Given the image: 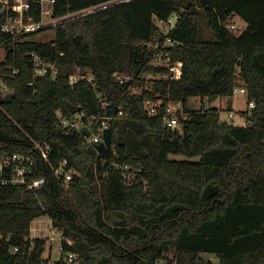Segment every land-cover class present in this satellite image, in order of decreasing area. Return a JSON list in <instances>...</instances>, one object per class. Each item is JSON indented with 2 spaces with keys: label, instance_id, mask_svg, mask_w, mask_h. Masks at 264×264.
<instances>
[{
  "label": "trees",
  "instance_id": "1",
  "mask_svg": "<svg viewBox=\"0 0 264 264\" xmlns=\"http://www.w3.org/2000/svg\"><path fill=\"white\" fill-rule=\"evenodd\" d=\"M111 1L57 0L55 8L62 15ZM175 12L168 35L180 78L151 64L153 44L164 39L158 22ZM236 16L247 26L232 29ZM8 46L0 152L41 140L53 150L33 174L46 177L42 188L0 184V264H48L47 238L32 236V221L43 215L73 241L64 239V250L78 251L81 264H156L167 253L176 264H212L209 255L220 264H264V0H126L69 21L51 41ZM33 51L56 64V79L34 78ZM76 67L93 78L72 84ZM117 71L137 77L139 92ZM153 73L168 74L141 76ZM239 86L255 102L242 112L246 124L222 119L211 105ZM193 96L199 109L189 107ZM149 97L162 102L157 114L148 112ZM170 101L184 108L175 128L164 119ZM119 108L129 115L118 117ZM80 112L113 116L109 149L98 153L77 129L59 125ZM64 158L77 171L68 185L55 173ZM116 163L130 166L129 176ZM61 256L58 263L69 264Z\"/></svg>",
  "mask_w": 264,
  "mask_h": 264
},
{
  "label": "built area",
  "instance_id": "2",
  "mask_svg": "<svg viewBox=\"0 0 264 264\" xmlns=\"http://www.w3.org/2000/svg\"><path fill=\"white\" fill-rule=\"evenodd\" d=\"M121 0H114L106 4H100L89 7L77 12H67L59 15L56 13L57 0H5L6 9L0 15H3V19L0 21V35L1 33L5 37L0 39V92L7 94L11 89L7 86L5 80L2 77L1 63L6 61V57L10 52L8 46L9 41H24L31 39L34 34L47 33L53 31L56 37L59 27H65L69 21L79 17H83L89 13L103 9L110 4L118 3ZM2 4V5H4ZM1 5V6H2ZM0 6V7H1ZM179 13L175 12L169 16L166 20L159 21L160 32L164 36V39H157L153 44L152 50L154 53V59L151 64L154 67L168 69L171 76L180 78L183 72V66L181 61L173 62L171 58L170 47L175 44V41L168 35L173 30L179 20ZM229 26L232 29H236L235 22H230ZM53 38V39H54ZM52 39V40H53ZM51 41V40H49ZM45 42V41H42ZM33 62L34 78L42 76H50L51 79H56L59 75L58 67L55 63L47 62L41 54L38 52L29 53ZM18 72V69L14 70ZM168 74V73H167ZM167 74L158 73L157 76L153 74L141 75L145 79L151 80L153 77H163ZM116 79L121 83H132V91L134 93L139 92V87L134 85L137 81V77L131 75H125L119 71L114 73ZM84 78H93V74L86 68L76 67V69L69 74L70 82L76 83ZM29 85L34 84V80L29 81ZM239 90V87L234 89V94ZM161 100L155 97H149L146 99V105L148 112L151 115L157 114L158 108L161 106ZM104 107L107 108L108 102H103ZM250 108L255 107V102H249ZM118 117H126L129 115L127 111L122 108L118 109ZM184 115V108L181 101H170L167 104L165 111V123L167 126L175 128L179 125L180 116ZM83 118H86L85 120ZM113 116L108 114H92L86 115L84 112L76 113L71 117L60 118L59 125L67 129H77L86 138V145H95L104 140V131L110 127V121ZM230 119L235 118V114L230 112ZM246 124V119L242 122ZM87 126L92 134L90 136L84 135L81 132V128ZM96 149V148H95ZM52 145L45 140L33 141L30 147L26 151H18L13 153L0 152V184L9 185H26L31 189H40L46 181L45 176L34 177L36 166L39 163L49 161L50 153L52 152ZM96 151L100 153L97 149ZM118 168L122 169L124 176H129L130 166L116 163ZM55 173L57 176L62 177L64 183L68 185L72 181L77 171L74 166L69 164V160L64 158L55 167ZM32 229H35L32 227ZM56 235L53 234L51 240L56 239ZM61 245L60 250L64 253V259L69 264H81L83 259L78 251H65L63 240L67 239L60 232ZM69 243L73 241L67 239ZM18 248H16L17 250Z\"/></svg>",
  "mask_w": 264,
  "mask_h": 264
},
{
  "label": "rangeland",
  "instance_id": "3",
  "mask_svg": "<svg viewBox=\"0 0 264 264\" xmlns=\"http://www.w3.org/2000/svg\"><path fill=\"white\" fill-rule=\"evenodd\" d=\"M189 2L193 0H187ZM232 21L236 23L238 30L243 29L245 27V21L236 16L232 18ZM206 33L209 35V30H206ZM55 34L53 31L47 32V33H37L34 34L32 39L38 40V41H49L54 38ZM158 73H153L154 76H157ZM230 97H223L219 96L212 100L211 105L217 106L221 110L222 119L228 120L229 122H234L235 124H239L245 120V117L241 115L242 110H248L250 108L248 104V97H247V90L244 86H239V90L237 94L233 97L234 104H235V118L234 120L229 118V111L227 102H229ZM189 106L191 109H199L202 106V100L199 96H193L189 100ZM171 158L178 159V160H191V161H197L200 160V156H187L184 154H171ZM32 227L35 229H32V236L34 237H44L47 238L48 244L47 249L44 253V257L48 259V261L51 264H59L58 261L62 257V252L60 250L61 245V239L60 237V229L57 227H54L52 219L49 215H43L39 218H36L32 221ZM55 234L57 237L54 240H51V237ZM172 255L167 253L163 258L159 259L156 264H176V261H172ZM207 260L212 261V264H220V260L213 255L206 256Z\"/></svg>",
  "mask_w": 264,
  "mask_h": 264
},
{
  "label": "water",
  "instance_id": "4",
  "mask_svg": "<svg viewBox=\"0 0 264 264\" xmlns=\"http://www.w3.org/2000/svg\"><path fill=\"white\" fill-rule=\"evenodd\" d=\"M122 1H126V0H121L119 2H122ZM112 5V4H110ZM6 9V5H2L0 7V13H3ZM81 132L84 134V135H87V136H90L92 134V131L87 127V126H84L81 128ZM112 146V128L111 127H108L105 131H104V140L101 141L100 143L96 144L95 145V148L100 152L102 153L105 149H109L110 147Z\"/></svg>",
  "mask_w": 264,
  "mask_h": 264
},
{
  "label": "crops",
  "instance_id": "5",
  "mask_svg": "<svg viewBox=\"0 0 264 264\" xmlns=\"http://www.w3.org/2000/svg\"><path fill=\"white\" fill-rule=\"evenodd\" d=\"M246 23V22H245ZM247 26V23L245 24V27ZM238 92V91H237ZM237 92L235 93V94H237ZM235 94L233 95V96H230V99H229V102H227L228 103V105H230L229 107H228V109H230V111H229V113L230 112H233L234 114H235V111H234V108L236 107L235 106V104H234V99H233V97L235 96ZM190 107V106H189ZM219 108V107H218ZM220 109V108H219ZM244 111H246V110H242L241 111V115H243V117H246V114H245V116H244V114H242V112H244ZM34 236H36V235H34ZM61 258V257H60ZM48 264H51L50 262H48Z\"/></svg>",
  "mask_w": 264,
  "mask_h": 264
}]
</instances>
